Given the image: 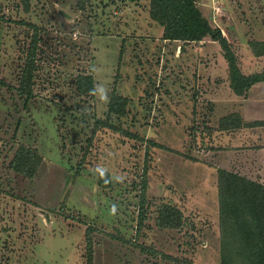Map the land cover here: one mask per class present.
Here are the masks:
<instances>
[{
    "label": "rangeland",
    "instance_id": "374dc122",
    "mask_svg": "<svg viewBox=\"0 0 264 264\" xmlns=\"http://www.w3.org/2000/svg\"><path fill=\"white\" fill-rule=\"evenodd\" d=\"M196 4L228 36L242 72L264 69L248 44L264 40V0ZM29 24L38 48L26 99L16 87ZM163 30L149 0H0V264H218L216 163L264 183V159L246 138L219 143L224 112L213 100L226 95L228 78L219 43ZM78 74L126 97L125 112L79 93ZM21 144L41 155L31 178L10 167ZM162 203L182 211L178 227L156 224Z\"/></svg>",
    "mask_w": 264,
    "mask_h": 264
},
{
    "label": "trees",
    "instance_id": "16d2710c",
    "mask_svg": "<svg viewBox=\"0 0 264 264\" xmlns=\"http://www.w3.org/2000/svg\"><path fill=\"white\" fill-rule=\"evenodd\" d=\"M137 1V0H128ZM84 0H78L81 7ZM27 8V7H26ZM149 15L160 22L163 27V37L167 39L199 41L204 37L217 41L222 55L227 61L229 86L236 94H242L253 83L264 80V70L245 74L239 67L238 58L231 43L223 34L221 28L212 26L202 14L196 0H149ZM32 34L21 67L18 86L16 87L26 99L32 95L33 73L37 51V27L29 24ZM251 52L264 55V40H248ZM0 84L4 81L0 80ZM79 93L89 92L94 87L92 74H78L75 78ZM127 98L111 94L108 102V113L121 115L125 112ZM126 135L140 138L137 134L115 127L107 121L100 122ZM220 127L231 128L241 125L251 126L262 124L255 121L243 123L238 113L223 116ZM153 145L156 142L150 141ZM41 163V155L34 149L19 145L10 161V167L28 177H33ZM144 175L140 181L141 205L145 201L147 180ZM108 180L109 182H105ZM108 172L104 178L98 175V184L108 186ZM218 186V217L220 228V260L218 264H264V183L241 176L225 168L217 169ZM142 218V211L140 212ZM182 211L168 203H162L158 208L156 224L159 227H178L182 219ZM141 221V219H140ZM141 223V222H139ZM88 238V231L86 232ZM142 248L145 247L141 244Z\"/></svg>",
    "mask_w": 264,
    "mask_h": 264
},
{
    "label": "crops",
    "instance_id": "0c3cea01",
    "mask_svg": "<svg viewBox=\"0 0 264 264\" xmlns=\"http://www.w3.org/2000/svg\"><path fill=\"white\" fill-rule=\"evenodd\" d=\"M221 91L222 93H226V95H220L218 101L215 99L213 100L214 102H212L214 103L216 110L218 109L224 112L222 116L238 113L243 123L259 121L262 122V124L251 126L241 125L240 127L231 128H223L219 126L217 127V130L220 133L219 143H223L225 140L228 142V140H230L232 146H237L241 139L246 138L245 140H248L247 142H252L251 144L255 146V154H259V157L264 159V80L253 83L242 94H236L229 86L228 77L226 90L222 89ZM237 131L240 133L236 134ZM222 163L223 162L218 161L216 164L217 166L219 165V167L244 175L233 168L231 169L228 164L225 166Z\"/></svg>",
    "mask_w": 264,
    "mask_h": 264
},
{
    "label": "clouds",
    "instance_id": "9594fccd",
    "mask_svg": "<svg viewBox=\"0 0 264 264\" xmlns=\"http://www.w3.org/2000/svg\"><path fill=\"white\" fill-rule=\"evenodd\" d=\"M108 93H109V89L103 84H96L90 90V94L91 95L98 97V99L100 101H102L103 103H105V104L110 102V97H109ZM93 172L97 173L101 178H104L106 176L107 169L104 168L103 166L97 165L93 169ZM113 179L116 182H123L124 177L122 175H117V176H114ZM105 182L107 183L109 181L106 180ZM116 210H117V206L115 204H113L111 206V209H110V214L115 215L116 214Z\"/></svg>",
    "mask_w": 264,
    "mask_h": 264
}]
</instances>
